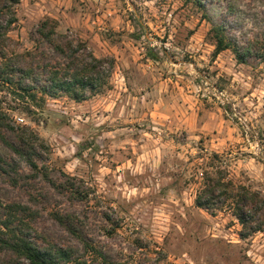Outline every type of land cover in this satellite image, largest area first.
Returning a JSON list of instances; mask_svg holds the SVG:
<instances>
[{"label": "rangeland", "instance_id": "1", "mask_svg": "<svg viewBox=\"0 0 264 264\" xmlns=\"http://www.w3.org/2000/svg\"><path fill=\"white\" fill-rule=\"evenodd\" d=\"M200 1L16 6L12 51L35 47V27L50 17L58 32L113 59L108 86L80 102L48 97L29 113L1 94L12 124L37 135L30 143L39 171L0 142L1 155L28 177L12 185L0 173V201L43 193L34 227L58 243L69 238L49 211L72 213L90 245L79 252L84 264H264V226L242 238L228 207L211 212L194 204L206 171L264 201V62L256 55L240 63L230 49L214 55L209 33L226 24L233 39L256 43L264 54V0ZM7 140L15 143L11 133ZM64 175L75 177L71 189Z\"/></svg>", "mask_w": 264, "mask_h": 264}, {"label": "trees", "instance_id": "2", "mask_svg": "<svg viewBox=\"0 0 264 264\" xmlns=\"http://www.w3.org/2000/svg\"><path fill=\"white\" fill-rule=\"evenodd\" d=\"M201 4L200 0H191ZM20 0H0V142L6 145L33 172H38L34 161V148L30 138H37L35 133L27 136L25 129L14 126L9 114L4 109L1 94L12 98L26 112L34 113L44 107L46 98L67 96L77 102L99 93L109 84L113 69V59L96 57L79 37L57 31V21L45 17L35 27L38 44L30 50L14 52L9 48V31L18 23L16 6ZM229 12L235 9L234 3L228 2ZM214 45V55L230 49L238 62L259 56L264 62V54L259 55L256 43H240L228 33L226 24H215L209 31ZM264 35V33H263ZM47 45V48L42 45ZM48 49L54 54L51 57ZM150 58L156 55L149 53ZM8 133L15 143L7 140ZM14 160H8L0 153V173L17 185L23 178ZM64 184L71 189L75 177L64 175ZM58 189L59 185L51 182ZM26 191V189H25ZM29 201H0V264H84V255L80 250H87L75 217L70 212L49 211L50 217L66 232L69 239L58 243L39 233L34 227V220L39 211L38 202L45 199L43 193H26ZM194 204L201 209L214 212L229 208L231 215L240 224L239 235L242 238L263 230V223L258 218L264 215V201L257 192L242 185H236L221 174L206 171L201 173V181L196 191ZM264 219V217H263ZM98 252L97 249L90 247Z\"/></svg>", "mask_w": 264, "mask_h": 264}]
</instances>
